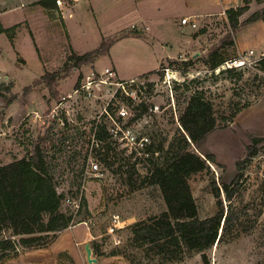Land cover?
<instances>
[{
    "label": "rangeland",
    "instance_id": "374dc122",
    "mask_svg": "<svg viewBox=\"0 0 264 264\" xmlns=\"http://www.w3.org/2000/svg\"><path fill=\"white\" fill-rule=\"evenodd\" d=\"M30 1L34 3L9 0L4 5L0 0V12L8 7L1 20L9 30L0 36L3 59L0 62V166L28 158L36 146H41L56 187L66 198L81 199L82 208L75 215L73 208L64 203L62 211L73 217L72 229L51 235L40 248H20L17 256L0 264H28L36 257L35 253L41 258L49 257L48 250L60 236V240L66 238L74 243L75 258L62 252L55 264H205L203 254L209 264H264V143L258 146L261 149L258 156L243 165L241 171L237 168L253 139L264 137V75L260 67L233 66L236 70L231 75L221 66L211 71L205 64L209 53L225 39L234 43L224 45L222 50L228 61L241 57L248 63L251 50L256 57L264 54V19L247 22L255 13L264 14V0L252 2L235 34L226 11L242 6L244 0H80L73 17L66 20L69 30L60 11H46L50 23L53 18L59 22L52 24L54 28H49L53 30H48L49 34L44 31L45 12L36 7L37 0ZM22 3L28 6L21 7ZM27 8L33 11L31 26L24 21ZM67 11L63 12L68 15ZM184 18L194 20L197 27L182 24ZM130 30L140 35L119 41L95 63L78 68L68 63L72 52L80 55L91 52L103 39ZM184 61L193 63L186 74L180 71ZM107 68H113L120 80L135 77L145 81L147 88L142 102L145 107L139 104L143 106L139 110L138 128L150 137L153 145L161 141L169 143L180 136L181 111L198 89L207 92L223 118L248 105L232 122L220 123L215 131L192 146V151L203 157L214 155L218 163L190 178L200 218L212 217L219 210L214 183L221 188L225 215L234 218V224L220 243L204 252L182 251L174 258H165L151 244L138 247L131 228L114 236L107 234L114 214L134 225L166 211L159 189L141 184L147 158L139 159L128 150L112 145L115 157L112 166L104 161L100 163L104 175L100 178L85 175L88 156L100 154L93 145L94 130L108 121L105 109L110 98L106 92H95V97L89 99L68 96L87 77L93 73L99 75ZM164 69H170L175 76L171 86L163 81ZM56 73L61 77L57 76L50 86L48 75ZM185 83L188 87H181ZM61 100L64 106L53 118L51 114ZM113 108L115 116L117 107ZM129 169L136 172L134 182L130 183L126 178ZM239 173L242 177L236 181ZM224 185L235 190L230 201ZM85 242L99 253L95 255L93 251L92 255L97 262H88ZM44 251L47 253L38 254Z\"/></svg>",
    "mask_w": 264,
    "mask_h": 264
},
{
    "label": "trees",
    "instance_id": "16d2710c",
    "mask_svg": "<svg viewBox=\"0 0 264 264\" xmlns=\"http://www.w3.org/2000/svg\"><path fill=\"white\" fill-rule=\"evenodd\" d=\"M253 1L260 0H244L242 6L226 11L233 34L240 30L243 24L240 20L250 10ZM37 4L57 8L55 0H40ZM263 19L264 14L255 13L247 22L252 23ZM8 31L0 23V34ZM138 35L140 34L136 30L122 31L112 38L103 39L99 47L91 52L81 55L72 52L68 57V63L72 62L76 68L93 64L108 55L117 42ZM225 40L219 47L212 50L205 60L207 68L211 71H215L228 61L222 50L224 45L234 43L227 41L228 39ZM191 66H193L191 61H184L180 71L186 74ZM260 68L264 71V59L260 62ZM235 70L232 68L224 72L233 75ZM238 75L241 78L242 73L239 72ZM48 77L51 86L55 83L56 77L61 76L56 73ZM181 87L187 88L188 85L185 83ZM247 107L248 105L238 107L235 112L223 118L217 113L213 101L207 97V92L204 89H198L187 99L186 106L181 111L180 136L169 143L161 141L157 145L150 146L148 166L141 184L159 189L166 204V211L131 227L133 240L138 247L151 244L158 254H163L165 258H174L182 251L204 252L223 240L234 224V218L228 213L225 215V208L220 200L221 188L213 184V193L219 207L217 214L201 219L190 185V178L193 175L207 171L211 164L218 163L214 155L203 157L192 151V146L215 131L220 123L232 122L237 114ZM96 137L105 142L103 161L108 166H112V159L115 157L110 135L104 127L99 126ZM261 143H264V137L253 139L252 145L247 147L246 157L237 164L239 171L243 165L258 156L261 150L258 146ZM127 173H129L126 176L129 183L134 182L133 175L136 172L129 169ZM241 177L242 174L239 173L236 181ZM223 189L230 201L235 190H230L228 185H224ZM65 199L64 192H60L56 187L51 166L41 146H36L33 154L28 158L0 166V263L4 259L17 256L20 248H40L48 242L51 235L68 229L73 217L62 211ZM221 230L222 233L219 235ZM92 250L95 255L99 254L94 247ZM113 254L116 255L117 252ZM203 260L205 264H209L205 254H203Z\"/></svg>",
    "mask_w": 264,
    "mask_h": 264
},
{
    "label": "built area",
    "instance_id": "2783aa9c",
    "mask_svg": "<svg viewBox=\"0 0 264 264\" xmlns=\"http://www.w3.org/2000/svg\"><path fill=\"white\" fill-rule=\"evenodd\" d=\"M78 1L79 0H55V5L57 11H60L64 16L63 11L71 10L72 5ZM182 24L191 26V28L197 27L196 23L187 18L182 19ZM248 56L250 57L248 63L245 61V58L240 57L235 60L226 61L221 68L226 70L227 68L232 69L233 66L239 68L245 66L259 68L260 62L264 59V54L262 53L260 56L256 57L255 51L251 50ZM164 71L165 77L163 81L165 84L171 86L172 82L176 80L175 76H173L170 69H164ZM260 73L264 75L263 70H261ZM146 88L145 81H141L139 78L120 80L113 68H107L99 73V75L93 73V75L87 77L83 83L75 88L73 95L68 96V98H72V96L76 98L83 96L89 99L95 97V92H106V95L110 98L107 105L108 109H105L108 121L105 125L101 124L100 126L104 127L110 135L112 145L122 147L123 150H128L130 155H135L141 159L149 157V148L152 145L150 137L142 133L138 128L141 121L139 110L144 105L142 102L145 100L144 90ZM121 99L125 100V102H122ZM117 102L118 105H116ZM62 106H64V101L61 100L59 106H57L51 114L53 118L59 114L57 110ZM113 106L117 107L115 116ZM155 108L157 110L158 106H155ZM60 110L66 111L67 109L61 108ZM150 110L154 111V108ZM109 111L112 112L113 115ZM98 127L99 125L95 126L93 145L96 147V151H100V154L95 157L92 155L88 156L87 169L85 170V175L94 178H100L104 175L100 163L103 161L105 154V142L98 140L96 137ZM64 203L73 208L75 215H77L82 208L81 199L77 201L72 198H66ZM84 223L88 226L91 220L85 221ZM132 226L133 224H131L129 220L122 218L119 214H114L111 216L110 223L107 227V234L114 236L119 234L122 230L131 228Z\"/></svg>",
    "mask_w": 264,
    "mask_h": 264
},
{
    "label": "crops",
    "instance_id": "0c3cea01",
    "mask_svg": "<svg viewBox=\"0 0 264 264\" xmlns=\"http://www.w3.org/2000/svg\"><path fill=\"white\" fill-rule=\"evenodd\" d=\"M38 1H40V0H37V1H35V2H38ZM80 1V0H79ZM78 1V2H79ZM78 2H76V3H74L73 5H72V7H71V10H68L67 12H68V15H66L65 13H64V17H63V22H64V24H66L67 25V27H68V23H67V18L68 17H73V11H74V8H75V6H76V4L78 3ZM8 3H9V0H2V4H4V5H8ZM34 2H32V1H30V0H28V5H30V4H33ZM27 5V6H28ZM26 6V4H23L22 3V5H21V7H27ZM36 7H38V8H41V12H45V13H43L44 14V31L45 32H47L48 34H49V32H48V30H50V31H53V30H51V29H49L50 27H53L54 28V26L52 25L53 23H55V24H58L59 22H58V20L57 19H55V18H53L54 19V21H53V23H50V19H49V14L48 13H46V11H49V12H54V11H57V8H50V7H43V6H41V5H36ZM228 10V9H227ZM6 11H8V7L7 6H5V7H3V9H2V12H0V23H1V25H2V27L4 28V29H8V27L7 26H5V24L3 23V21L1 20V15H2V13H4V12H6ZM52 14H55V13H52ZM24 21H27V23H28V25H30L31 26V24H32V19H33V11L30 9V8H27L25 11H24ZM193 22H194V20H192ZM195 23V22H194ZM190 28H191V26H189ZM68 30H69V27H68ZM70 34V33H69ZM0 36H1V34H0ZM118 43V42H117ZM112 49V48H111ZM2 56H1V54H0V62H1V60H3L2 58H1ZM104 57V56H103ZM135 78V77H134ZM70 229H72V228H70ZM67 231V230H66ZM63 237V236H62ZM61 239V236H60V238L58 237V240H56V242L51 246V248H53L54 247V249H49L48 250V252H50V256L49 257H46V258H41V257H39V255H36L37 253H35V255L34 256H36L34 259H32V261H30V262H28V264H55L56 262H58V256H59V254L60 253H62V252H67L66 254H69L70 256H72L73 258H75L74 257V254H75V247H74V243L73 242H71V240H68V239H66V238H63L62 240H60ZM87 245V243L85 242L84 243V248H85V246ZM47 252H43V253H38V254H46Z\"/></svg>",
    "mask_w": 264,
    "mask_h": 264
},
{
    "label": "water",
    "instance_id": "95a60500",
    "mask_svg": "<svg viewBox=\"0 0 264 264\" xmlns=\"http://www.w3.org/2000/svg\"><path fill=\"white\" fill-rule=\"evenodd\" d=\"M85 250H86V253H87V260L89 263H94V262H97L96 259L92 258V255H93V250L90 246V244H87L85 246Z\"/></svg>",
    "mask_w": 264,
    "mask_h": 264
}]
</instances>
